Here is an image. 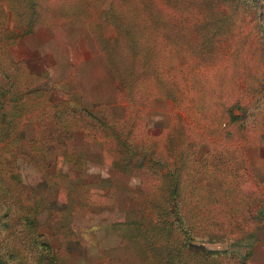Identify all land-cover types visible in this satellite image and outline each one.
Segmentation results:
<instances>
[{"label":"trees","instance_id":"1","mask_svg":"<svg viewBox=\"0 0 264 264\" xmlns=\"http://www.w3.org/2000/svg\"><path fill=\"white\" fill-rule=\"evenodd\" d=\"M3 1L0 0L1 17L6 15ZM16 1V21L20 23L24 17L33 21V1ZM125 1L111 0L109 14H119L118 20L109 22L106 31L99 24L100 28L97 27L110 79L119 82L120 98L130 103L121 117L112 114V106L119 104L117 96L96 111L76 110L66 102L50 101V90L42 86L41 77L28 71L23 60L9 54V47L23 35L0 27V152L4 150L0 161L8 165L9 173L16 172L9 168L17 170L19 158L34 161L42 168V182L53 181L55 173L44 172L50 154L71 159L76 135L82 132L89 141L98 142L102 152L112 156V168L140 179L142 194L157 215L152 229L162 236L159 247H163V255L170 230L175 228L180 234L174 253L167 252L163 264H171L173 258L192 248L200 250L203 257L209 256L212 264H235L222 261L232 253L229 249H210L205 244L232 242L236 235L255 231L261 232L260 238L264 239V192L259 188H242L239 175L244 162L243 148L235 140V132L228 128L232 121L243 124L252 109L264 110L262 93L252 98L243 96L241 80L249 72H245L238 57L233 69L226 66L216 45L219 34L236 30L238 13L219 0H166L185 6L186 18H169L160 12L154 0H144L164 30L165 44L172 45L173 50L167 48L168 55H183L189 62L187 70L185 63L170 64L168 57L167 61L163 58L165 44L147 23L140 21L134 31L132 23L124 22ZM115 2L118 5L113 7ZM199 20L206 21L199 24ZM130 50L133 53L128 56ZM139 52L141 61L135 57ZM151 73L166 98L175 101L182 94L188 96L194 108L192 121L188 123L179 115L170 114L160 134L143 131L151 124L160 125L155 111L135 106L142 97L140 88L150 82ZM256 78L258 89L250 81L246 85L259 93L262 81ZM238 110L240 115L236 114ZM23 117L33 127L32 138H27ZM200 204L206 206L205 214L199 213ZM173 243L170 241L171 247ZM148 247L150 251L159 248L151 244ZM251 253V249L247 250L243 258L249 259ZM244 261L237 264H245Z\"/></svg>","mask_w":264,"mask_h":264},{"label":"rangeland","instance_id":"2","mask_svg":"<svg viewBox=\"0 0 264 264\" xmlns=\"http://www.w3.org/2000/svg\"><path fill=\"white\" fill-rule=\"evenodd\" d=\"M32 1L33 21L24 17L20 23L14 12V7L19 5H14L17 1H3L6 15L0 16V27L23 35L18 43L9 47L10 56L23 60L28 71L41 77L42 86L46 91L50 90V101L66 102L76 110L96 111L117 96L119 104L112 106V114L125 115L130 103L120 98L119 82L113 83L110 79L101 51L102 40L98 36V28L106 31L110 28L109 22L118 20L119 14H109L111 0ZM154 1L167 17L186 18L184 5ZM219 1L238 13L236 30L219 34L216 45L221 57L231 69L238 57L245 72H249L241 80L243 96L251 95L252 98L261 92L264 104V0ZM116 5L117 2L113 3V7ZM124 9V22L132 23L134 31L142 21L166 43L164 30L146 1L126 0ZM164 47L162 56L166 61L168 57L170 64L185 63L189 69V62L183 55H168L167 48L171 49V44ZM131 53L133 50L128 51V56ZM135 57L141 61L142 54L139 52ZM255 76L262 81L259 93L246 85L250 81L251 86L258 89ZM140 89L142 97L135 106L155 111L160 121L159 126L151 124L142 128L144 132L160 134L168 124L170 114L179 115L188 123L192 121L194 108L188 96L182 94L175 101L166 98L154 73L150 74V82L142 84ZM48 114L50 116L51 111L48 110ZM236 114L241 112L238 110ZM26 118L23 117V126L27 138H32L34 130ZM243 122L228 124L243 148L240 183L246 191L259 188L264 192V110L252 109ZM221 127L225 126L222 124ZM73 153L71 159L51 153L44 172L55 173V177L53 181L47 179L44 182L42 168L34 161L19 158L18 169L9 168L16 171L14 173H9L8 165L0 161V264L165 263L166 253H174L180 234L175 228L170 230L167 235L170 240L163 255L164 249L159 247L162 236L152 229L157 215L146 195L142 194L144 188L140 179L112 168V156L102 152L100 144L89 141L82 132L76 135ZM205 209L204 204L198 205L200 214H205ZM260 234L255 231L236 235L232 242H211L205 246L215 250L229 249L232 253L222 261L235 264L243 262V254L251 249L249 259L244 261L248 264L255 241L264 240ZM149 244L159 248L150 251ZM201 253L192 248L181 257L173 258L171 264H212V259ZM195 255L198 257L194 258Z\"/></svg>","mask_w":264,"mask_h":264},{"label":"crops","instance_id":"3","mask_svg":"<svg viewBox=\"0 0 264 264\" xmlns=\"http://www.w3.org/2000/svg\"><path fill=\"white\" fill-rule=\"evenodd\" d=\"M255 242L253 254L248 264H264V240Z\"/></svg>","mask_w":264,"mask_h":264}]
</instances>
